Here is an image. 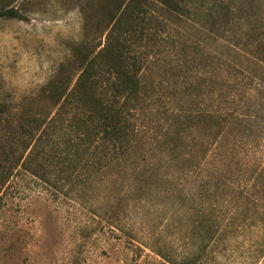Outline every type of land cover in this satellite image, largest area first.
I'll list each match as a JSON object with an SVG mask.
<instances>
[{
  "label": "rangeland",
  "instance_id": "374dc122",
  "mask_svg": "<svg viewBox=\"0 0 264 264\" xmlns=\"http://www.w3.org/2000/svg\"><path fill=\"white\" fill-rule=\"evenodd\" d=\"M100 1L0 0V148L22 153L23 171L0 182V264H170L187 238L202 234L212 237L198 264H264V0H205L206 26L159 0H142L132 32L112 31ZM111 36L131 45L129 54L140 60L139 136L160 129L173 112L168 106L209 109L234 94L240 120L221 123L222 159L208 170L204 195L195 186L191 198H182L179 171L163 159L135 185L132 178L141 170L136 157L99 171L98 161L85 166L75 152L69 160L58 153L61 146L52 149L45 172L25 168L33 142L24 149L18 122L30 127V116L45 120L35 137L42 129L64 130L59 104L77 98L81 72L77 63L64 64L78 44L94 54ZM110 75L102 70L99 80ZM51 80L57 90L49 97ZM184 87L194 93L193 103L181 101ZM193 125H182L191 128L189 143L208 131ZM138 195L142 200L133 208L129 200Z\"/></svg>",
  "mask_w": 264,
  "mask_h": 264
},
{
  "label": "trees",
  "instance_id": "16d2710c",
  "mask_svg": "<svg viewBox=\"0 0 264 264\" xmlns=\"http://www.w3.org/2000/svg\"><path fill=\"white\" fill-rule=\"evenodd\" d=\"M141 1L102 0L99 4L105 7L102 14L110 17L109 20H113L109 24L112 31L132 32L135 24L134 18L138 15L137 7L140 6ZM158 2L180 15L189 14L193 18L192 21L206 26L202 20L206 10L205 0H185V2L183 0H159ZM100 24H102L100 21L97 22L98 26ZM130 46L128 43L118 45L114 36H111L109 41L107 39L105 45L94 54L89 51L86 44H78L74 47V53L71 54L72 59L64 65L72 66L74 63L80 65L81 72L76 82L79 92L75 91L77 95L75 100L68 97L63 104H59V109L61 106L64 108L60 111L57 121L60 122V126H66L64 130L58 133L54 126L56 128L54 133L49 134V132H43L42 129L41 133L35 137V131L39 129L41 123H45V120L40 121L39 118L30 116L27 120V123L30 122V127L26 126L25 122H18L22 136L26 137L24 142L20 141L21 144L22 142L25 144L24 149L30 145V142H33L29 154L30 160L25 168L30 169V166H33L30 169L32 172L35 173L37 170L45 172L54 157L52 149H58L61 146L63 148L58 153L65 152L64 154L69 160H72V154L75 152L78 160H82L85 166L98 161L100 163L97 168L99 171L109 163H116L115 166H120L121 162L124 164V159L132 160L136 157L137 165L141 166V170L135 173L132 178V183L135 185L139 179L150 178L151 172L159 169L163 159L173 162L179 171V174L177 173L175 176L179 180H183L181 181V192H184L182 198H191L192 188L195 186H198L204 195L208 191V170L222 159L224 132L221 129V123L234 125L240 120L236 113L237 103L233 99L234 94L228 93L219 103L211 102L212 105L209 109L195 108L191 110V107L183 108L181 105H177L175 108L168 106V109L173 112L169 118L165 117L160 129L153 135L139 136L140 130H137L138 125L134 117L142 108L143 98L140 93L143 88L137 76L141 65L137 67L136 64L140 62L139 58L129 54L127 49ZM130 66L134 70H131ZM231 67L235 69V67ZM102 70L111 74L104 82L99 80ZM235 71L241 75V70L235 69ZM54 78L61 80L62 76L56 74ZM53 80L49 81L47 88L52 90L49 97L53 96L57 90L52 84ZM99 87L102 88V91L98 90ZM180 95L181 101L184 100L188 104L187 99H189L193 103L195 95L190 87H184ZM41 96L44 98L42 93ZM211 97L215 96L211 95ZM233 102H235L234 108L233 106L228 107ZM4 106L5 104L0 105V109L2 110ZM165 108L163 105V111L167 112ZM63 112H66V117L60 118ZM55 120V116L50 118L44 127L49 128ZM189 120L198 131L208 128V131L202 132L194 143L187 142L192 139H188V133H191V128H188L190 126L182 127L184 122ZM51 135L55 136L49 139ZM144 143L148 145L141 149L140 147ZM17 153L19 154L13 146L7 148V151L0 148V182L2 184L22 171L18 169L19 166L22 167V162L19 164L22 153L20 157H17ZM140 196L129 200V204L133 205V208L142 200ZM205 208L206 203H202L199 207L202 214L205 213ZM184 211L179 214L186 215L188 211L192 212V206ZM211 237L212 235L205 234L199 235L196 240L193 236L186 237L184 249L175 258L177 261L170 263L169 259H166L167 257L162 255L161 257L170 264H196V261L198 264L205 257L206 243ZM133 240L138 242L137 239L133 238ZM195 242L198 243L196 248L199 250L193 254L191 251Z\"/></svg>",
  "mask_w": 264,
  "mask_h": 264
}]
</instances>
